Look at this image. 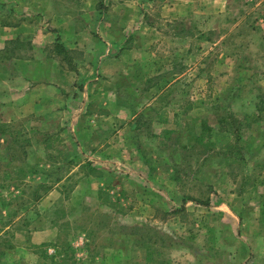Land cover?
<instances>
[{
    "label": "rangeland",
    "instance_id": "1",
    "mask_svg": "<svg viewBox=\"0 0 264 264\" xmlns=\"http://www.w3.org/2000/svg\"><path fill=\"white\" fill-rule=\"evenodd\" d=\"M0 264H264V0H0Z\"/></svg>",
    "mask_w": 264,
    "mask_h": 264
},
{
    "label": "crops",
    "instance_id": "2",
    "mask_svg": "<svg viewBox=\"0 0 264 264\" xmlns=\"http://www.w3.org/2000/svg\"><path fill=\"white\" fill-rule=\"evenodd\" d=\"M4 2H7V1H4ZM16 10V13H18V12H20L22 15L24 14V13H27L28 11H26V6L25 5H21L18 9H15ZM62 12H64V10L62 11ZM22 27H21V29L20 30H22L23 28H25L26 26H25V24L24 25H21ZM27 26H28V24H27ZM67 27V26H66ZM63 35V34H62ZM64 46V45H63ZM65 47V46H64ZM66 48V47H65ZM67 49V48H66ZM21 59V58H20ZM36 59V58H35ZM22 60H23V58H22ZM24 60H26V59H24Z\"/></svg>",
    "mask_w": 264,
    "mask_h": 264
},
{
    "label": "trees",
    "instance_id": "3",
    "mask_svg": "<svg viewBox=\"0 0 264 264\" xmlns=\"http://www.w3.org/2000/svg\"><path fill=\"white\" fill-rule=\"evenodd\" d=\"M63 48H64V46H63L62 44H59V45H58V49H59L60 51L66 50V49H63Z\"/></svg>",
    "mask_w": 264,
    "mask_h": 264
}]
</instances>
